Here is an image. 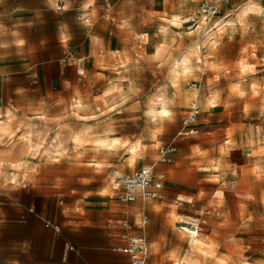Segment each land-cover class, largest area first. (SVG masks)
<instances>
[{"label":"rangeland","instance_id":"1","mask_svg":"<svg viewBox=\"0 0 264 264\" xmlns=\"http://www.w3.org/2000/svg\"><path fill=\"white\" fill-rule=\"evenodd\" d=\"M61 1L63 10L53 9L52 0H0V45H6L0 47V108L11 102L22 112L46 110L59 117L73 98H79L93 112L103 111L111 97H97L110 87L109 81L125 91L131 81L140 91L122 108L89 123L99 124L98 132L110 125L108 139H141L147 147L135 161L125 149L94 151L86 145L79 150L83 156L70 151V158L60 164L37 158L20 173L5 169L0 176V264H68L78 247L92 249L95 235L105 231L113 238V226L120 219L127 215L133 224L142 213L147 215L146 226L133 229L149 241L150 258L157 264H176L184 257L188 238L175 229L191 220L202 225L198 239L207 237L202 241L203 255L197 254L203 264H240L242 259L264 264V18L250 17L252 27L247 33L239 27L235 34L227 30L214 49L204 46L199 65L203 71L195 75L206 86L193 99L188 87L193 80L181 83L175 90L174 118L157 132L161 125L146 123L142 112L148 98L167 83V70L145 57L161 40L157 29L163 19L180 13L187 16L203 0ZM239 2L221 0L220 13L212 21L231 19L227 14ZM107 7L110 15L105 18ZM83 17H89L88 23ZM187 31L185 24L172 29L181 33L172 45L177 49L174 55L194 40L202 45L217 40L212 33L197 38L184 35ZM143 33L149 35L147 45L137 39ZM16 40L24 44L17 46ZM247 64H257V72L241 77ZM77 68L85 74L78 76ZM253 82L259 85L258 96L252 94ZM235 83H241L246 97L241 99L231 90ZM17 87L26 91L14 95ZM214 91L220 93L219 106L206 109ZM172 92L169 87L168 95ZM41 98L43 103L38 102ZM194 103L200 109V132L176 138L173 161L156 165L165 172L162 199L146 203L144 209L138 203H119L111 190L113 181L155 163L156 145L176 135ZM73 123L79 127L80 122ZM19 149V145L0 146V152L11 151L9 159L19 158ZM14 176L19 177L15 185ZM232 179L236 186L229 190ZM217 190L224 193L223 200L214 195ZM66 242L73 250L65 251Z\"/></svg>","mask_w":264,"mask_h":264},{"label":"clouds","instance_id":"2","mask_svg":"<svg viewBox=\"0 0 264 264\" xmlns=\"http://www.w3.org/2000/svg\"><path fill=\"white\" fill-rule=\"evenodd\" d=\"M193 2L195 3L196 0H193ZM209 2H213L215 7L207 13L202 9L199 19H196L195 12L190 16L180 13L179 15L163 19L161 26L157 29V35L161 37V40L154 46L153 53L145 57L146 60L155 62L158 68L167 70L165 75L167 83L157 88L156 92L148 98L145 109L142 112L146 123L161 125V128L156 130L157 132L162 131V125L165 121L172 122L174 118L172 108L175 104V90L181 86V83L199 79L195 74L203 71L199 67L201 64V48L204 46L216 48L221 34L227 30H231V33L235 34L237 27H239L242 32L247 33L249 28L252 27L250 17L264 18V3L261 0H240L227 14L231 16V19H227L223 23L220 20L212 21V15L219 9L221 0H209ZM51 6L53 9L57 8L55 0H52ZM87 7L88 5H85V8ZM65 10H67V5H65ZM192 20H196L195 27L190 28L184 35L199 38L202 33L205 36L212 33L217 37V40H212L211 44H209L208 40H205L203 45L194 40L185 51L178 56L174 55L177 49H174L172 45L175 43V37L181 35V33L172 32V29H182L184 24ZM86 23L88 22L86 21ZM231 38L229 36V39ZM137 39L144 45L149 43V35L147 33L138 35ZM65 42L61 41L62 44ZM15 44L22 46L24 41L16 40ZM0 47H6V45H0ZM162 52L164 53L163 56L160 55ZM193 61H195V64ZM257 67V64H247L246 68L241 71V77L246 74L255 75ZM125 70L127 71L128 69L125 68ZM84 74L82 68H77L78 76H83ZM216 79H219V77H216ZM34 83L38 85L39 82L36 80ZM109 84L110 87L100 97H97V99L101 100L104 97H111L109 101H106L107 106L103 111L96 109L93 112L91 105L79 98H73L68 107L65 108L64 115L59 117L49 115L46 110L37 113L22 112L19 107L11 102L0 108V146L11 145L12 149H15L17 145L20 146L19 158L9 159L12 156L11 151L0 152V176L5 174V169H11L13 173H20L23 169L29 167L32 160L37 158L44 159L47 164H60L65 158H70V151L77 152L79 158L84 154L79 150L86 145H91L94 151H98L101 148L107 151L125 149L130 158L135 161L147 147L141 139L134 141L122 138L108 139V136L112 133L110 125L107 126L106 131L98 132L99 124L89 123L90 121H99L101 117H106L109 112L122 108L133 95L140 91V89L134 88L131 81H128L127 91L123 87L113 85L111 81H109ZM169 87L173 89L171 96L168 95ZM250 88L254 96L260 95L257 83L253 82ZM231 90L241 99L248 95V92L242 89L241 83L232 84ZM25 91L26 89L22 87H17L13 90L14 95H22ZM197 93L198 89L192 87L191 95L193 99H196ZM219 100V91L212 92L206 101L205 108L219 106ZM38 102L43 103V98ZM192 107L195 108L196 105L193 104ZM73 121L80 122L79 127ZM152 139H156L155 134ZM69 145H71V148H69ZM53 146L56 148L55 151H53ZM156 146L159 147V144ZM35 170V167H33L32 171ZM151 171V168L144 169L142 175L145 180L148 179V173ZM17 179H19L18 176L13 177V185L16 184ZM216 179L219 182V178ZM116 186L119 187V184ZM137 187L140 191L144 190L143 183H139ZM214 195L221 200L224 198V193L220 190H217ZM178 199H187L189 203L192 202L190 197L180 196ZM176 219L180 220L182 217L177 216ZM134 223L138 228L143 229L147 224V220L138 216ZM188 223L196 225L198 222L191 220ZM175 231L180 233L182 238L187 237L189 244L188 251L182 259H176V264H203L202 260L197 258V254L203 255L201 251L202 241L207 240V237L198 239V233L188 228H177ZM141 243V240L135 237L129 243L128 251L132 255L133 260L141 259L142 255L146 259L147 248H143L142 251H137L134 254L132 253L133 248H141ZM215 247H219V245H215ZM141 264H144L143 260H141ZM240 264H248V262L246 259H242Z\"/></svg>","mask_w":264,"mask_h":264},{"label":"built area","instance_id":"3","mask_svg":"<svg viewBox=\"0 0 264 264\" xmlns=\"http://www.w3.org/2000/svg\"><path fill=\"white\" fill-rule=\"evenodd\" d=\"M215 7V4L213 2H209V0H203L197 8L190 11L187 16H190L193 12L196 13V19H199L201 15V10L203 9L205 13L210 12L211 9ZM220 6L219 9L212 15L213 18L220 13ZM105 15H108V9H106ZM196 20H192L189 23H187V28H193L195 27ZM201 51L204 52L205 48L202 47ZM63 62H65V58L63 59ZM206 86L205 82L201 80H193L188 83V87L191 89L192 87H195L196 89H201ZM196 105V104H195ZM200 115V109L196 105L195 108L191 107L189 112L182 117L181 119V125L179 130L177 131L176 135L166 144H161L159 147H157V159L155 163H152L149 166H144L137 168L133 170L132 172L125 174V175H119L116 177V179L113 181L111 185V190L115 193L117 201L120 203L128 204L138 201L141 205V208L144 209V206L146 203L152 200H157L162 197V188L165 181V173L162 171L157 170L156 165L158 164H168L173 161V155L176 152V145H175V139L178 137H185V136H193L197 135L200 130L197 126V121ZM145 168H151V172L148 173V179L145 180L144 176L142 175ZM143 183L144 184V190L140 191L138 190V184ZM119 184V187L116 185ZM236 186V180L232 179L229 181L228 188L229 190H234ZM142 218L147 220V215L142 214ZM148 222V220H147ZM198 222V221H197ZM45 226H49V222L45 223ZM120 226L124 229V232L121 234L120 238L123 242L121 246L112 247L111 250L113 252H119L122 254L127 255L129 259L130 264H141V260L144 261V264H157L155 261H152L150 258V247L149 243L146 239V237L143 234L139 235H132L130 234V231L133 229V227L138 228L135 223L131 224L130 222L124 220L120 222ZM186 227L191 231H196L199 233L202 229V225L198 222L196 225H192L188 223ZM55 230H57V227H55ZM138 238L141 240V248L132 249V253L134 254L137 251H142L143 248H147L146 253V259H144V256H141V259L133 260L132 255L129 254V243L132 238ZM71 247H69L70 249Z\"/></svg>","mask_w":264,"mask_h":264},{"label":"crops","instance_id":"4","mask_svg":"<svg viewBox=\"0 0 264 264\" xmlns=\"http://www.w3.org/2000/svg\"><path fill=\"white\" fill-rule=\"evenodd\" d=\"M63 9H64V7H63L62 1L58 0L57 1V8L55 10H63ZM106 9H108V15H105ZM109 15H110V9H109V7H107V8H105V10L103 12V17L108 18ZM83 20L85 22L86 21L88 22L89 17H83ZM185 25H186V29H188L187 23ZM63 58H61L59 61V63L61 64V68L65 66V63H63V61H62ZM61 61H62V63H61ZM156 150H157V148H156ZM156 153H157V151H156ZM174 155H175V153H174ZM174 155H173V159H174ZM157 170H159V169L157 168ZM159 171L164 172L163 170H159ZM165 180H166V178H165ZM164 183H165V181H164ZM163 188H164V184H163ZM163 188L161 191L162 197H163ZM162 197L160 199H162ZM134 203L140 204L138 201L133 202V203H128V204H134ZM121 204H124V203H121ZM124 205H127V204H124ZM124 220L130 222L127 215L124 216L122 219H120L117 222V225L113 226V228L116 229V232L113 234V238H108L107 237L108 235H106L105 231L100 232L98 235H95L97 242L93 247L91 246L92 249H87L85 246L78 247L75 254L72 255L70 258L71 262L68 264H128L129 259H128L127 255L119 253V252H113L111 250L112 247L121 246L123 244L120 236L124 232V229L120 226V222L124 221ZM132 223H134V222H132ZM138 233H139V230H137V229H132L130 231V234H132V235H139ZM148 243H149V241H148ZM67 244L68 243L66 242L65 247H64L65 251L67 249L70 251L73 250V246L72 245L67 246ZM78 244H80V242H78ZM69 247H71V248L69 249ZM149 247H150V243H149ZM152 261H154V260H152Z\"/></svg>","mask_w":264,"mask_h":264},{"label":"bare ground","instance_id":"5","mask_svg":"<svg viewBox=\"0 0 264 264\" xmlns=\"http://www.w3.org/2000/svg\"><path fill=\"white\" fill-rule=\"evenodd\" d=\"M184 228H186V227H184Z\"/></svg>","mask_w":264,"mask_h":264}]
</instances>
